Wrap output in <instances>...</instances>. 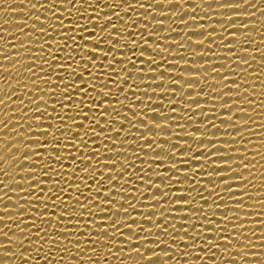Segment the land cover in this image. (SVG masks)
<instances>
[{"label":"bare ground","instance_id":"bare-ground-1","mask_svg":"<svg viewBox=\"0 0 264 264\" xmlns=\"http://www.w3.org/2000/svg\"><path fill=\"white\" fill-rule=\"evenodd\" d=\"M53 2L54 7H48L52 0H0V100H4V103L0 104V181H3L0 183V216L4 217V220H0V229L8 233L7 236L0 235V245H3L0 247V264H264V12L261 11L264 10V0H248L247 3L245 0H160V3H156V0H72L71 4L68 0ZM141 4L144 7H140ZM241 4L243 7H225ZM149 5L151 7H148ZM235 13L243 15H234ZM228 17L233 18L230 20ZM108 18L111 20L105 21ZM159 20H162L163 24H158ZM183 20L188 23L182 24ZM77 22L79 26L87 27V31L81 33L76 26ZM113 24L116 28L112 29L110 25ZM221 24L224 25L223 28ZM245 24L248 25L247 28L241 27ZM41 28H46L47 32H40ZM66 31L68 32L65 33ZM93 31L95 36H88V32ZM117 32L124 37L121 41L117 38ZM148 32L154 36H148ZM209 32L211 37H203ZM232 32H235V37L229 35ZM81 35L93 43L85 45L80 41ZM66 36H75L81 48L74 52L73 49L77 45ZM188 37H192V40ZM106 39H111L110 43L116 49L114 52L107 51L110 46ZM132 39L141 41V44L143 40L148 39L147 45L143 48L135 47ZM198 40H203L204 43L196 44L194 41ZM117 42L120 43L117 45ZM176 42L179 44H173ZM96 43H99L98 49L95 48ZM156 44L160 45L159 49H156ZM93 50L97 54L92 55H97L98 58L89 63L88 70H85V60ZM141 50L145 51L144 57H139ZM105 54L108 55L105 58L108 60L103 59ZM153 55L155 60L160 61L161 67L150 71L149 65H157L151 62L142 65L139 60H147ZM68 57H71V61L66 59ZM161 57L165 59L161 60ZM113 58L117 61L116 71H119L120 75L110 77L111 69L108 65L114 62ZM240 58L248 60V64H243L242 61L239 64L237 61ZM130 60H135L136 64L129 63ZM168 61L178 64H169L168 66L173 68L167 69ZM202 65L203 68H199ZM61 67L67 71H60ZM125 67L128 72L133 73L130 80L132 86L137 87L135 93L128 85L123 84V80L129 78L121 71ZM140 67H143V74L137 71ZM28 68L32 71L28 72ZM41 68H44L43 72H40ZM213 68H217L215 72ZM165 69L169 73L165 72V76L160 77L159 72ZM45 73L48 76H45ZM70 73L74 74L70 76ZM79 75L84 79H77ZM97 75H102V80L95 79ZM58 76H63L64 79L57 80ZM189 77L194 78L188 79ZM177 79L180 80V85L171 84L172 80ZM72 81L77 85L88 83L89 88L95 85L98 90L102 85L105 87V93L111 92V97L106 98L103 107H114V110L107 109L112 113L109 114V120L112 116H118V121L114 119L113 125L108 126L101 116L89 112L86 105L80 104L81 99L87 102L89 97L98 100L100 97L97 92L90 91L89 96L82 97L81 93L70 87L69 91L73 92L75 103L69 105L73 112L68 115H76L77 118L73 121L65 116L72 129L59 141V155L63 159L62 163L57 164L50 159L57 155L52 152V147L55 146L53 136H60L58 128L61 125L57 112L61 115L66 112L57 100H63L61 89L64 84ZM161 81L164 82L162 85L157 84ZM129 82L125 81V84ZM188 83L195 84L194 88L189 89ZM161 86L164 88H155ZM121 87L124 88L123 92L119 91ZM168 87L175 88V93H163L168 91ZM145 90L147 92H144ZM241 92L243 95L239 96ZM133 95L142 100H137ZM38 97L42 98L39 104L36 103ZM149 97L152 101L148 100ZM193 98L196 99L192 100ZM169 99L177 104H170ZM161 102L163 105L159 104ZM141 104L160 107L158 111L167 113V116H154L155 112H148ZM130 105H135V109L129 110ZM229 105L231 108H228ZM37 107L45 112H35ZM92 107L95 109L99 105L94 104ZM172 108H176L175 112H171ZM128 111L133 114L140 113L141 116L146 114L149 126L153 123L151 118L161 120L174 116V121H157L171 124V128L153 127L148 129L151 132H147L145 125H139L141 129L135 127L136 124L146 121L142 118L133 121L132 113ZM85 114L89 119L83 118ZM37 115L45 117L37 119ZM93 119L101 126L108 127L105 129L94 125L98 128L96 131L99 137L84 135L91 127ZM126 121V125L121 124ZM80 124L84 127H79ZM129 126V133L127 129H121ZM112 127L128 135L122 137L121 133L114 132ZM45 129L52 135L39 136V132ZM76 132H79L80 136H76ZM140 133L147 134L150 138L154 136L155 142L152 139H140L137 136ZM106 135L109 139H104ZM68 137L73 138L72 143L68 142ZM34 139L41 141V144H35L39 141ZM132 139L138 143L133 144L135 141ZM45 140L49 141L47 145H43ZM121 140L128 142L121 143ZM145 143H152L153 149H148ZM156 143L163 144L164 149H157ZM143 144L144 149L140 151ZM171 144L179 148L172 149ZM211 144H215L216 148ZM104 145H107L108 151ZM41 146L48 149L41 153L43 160L37 156H32L29 161L24 160V156L32 155L29 148L39 152L41 149L37 148ZM94 148H99V155L92 157V164L97 170L93 171L92 167L84 170L88 155H92L90 152ZM168 151L175 152L176 155H171L170 158L155 156L167 154ZM195 155L203 156L198 157L200 161H195ZM73 156L78 159L72 161ZM81 158L84 164L80 162ZM161 158L165 162L152 161ZM49 162L57 172L63 173L61 186L72 185L60 193V199L55 201L57 207L54 211L52 202L48 201L51 194L49 189L54 188L52 180L43 181L48 185L43 193L36 192L35 188L39 186H34L31 192H27L28 181L40 179L44 174L41 165H47ZM113 162L116 165L110 164ZM105 163H109L106 167L113 169L104 168ZM174 163L179 171L170 167ZM128 164H133L135 168L131 177L128 172L120 173L124 167L126 171L132 170L125 166ZM156 164L163 165L157 168ZM243 165H247V169H244ZM109 172L114 177H119L118 180L112 181V186L107 185ZM136 172L143 176L145 182L136 180ZM100 173L106 182H101V190L109 197L96 196L98 185L93 184L90 177H99ZM146 173L151 175V181L147 180L149 176ZM157 173L165 177L172 175L181 182L173 181L170 184L166 180L160 181ZM52 176L53 180L60 179L55 173H52ZM193 180L196 181L195 186ZM73 181L76 183L73 184ZM125 181L130 184H125ZM85 183L91 188L90 193ZM147 183L159 185L163 191H172L164 201H155L152 198L153 192L158 195L162 190L148 189L147 187L151 186ZM124 188L127 189L126 192ZM213 189L215 190L212 191ZM85 194L101 202L100 207L89 205V210L93 212L91 216L88 210L83 211L76 206L75 198L79 197L83 203ZM35 195H44L41 200L48 203V212L44 214L52 220L48 223H55L57 216L63 214L61 201L73 206L72 211L68 213L73 216L61 219L72 220L71 223H75L76 219L80 220V225L67 224L69 221L66 220L67 225L63 226L73 229V232L60 233L66 239L57 241L50 249H47L48 245L44 240L40 245H36L34 241L37 237L22 231L29 227L32 232L38 230L26 223L30 219L33 206L24 205L27 199L35 200ZM179 196H186L188 199L178 200ZM104 198L113 199L109 209L113 215L111 217L104 216L100 211L101 207H109L104 205ZM129 202L135 204L136 208H128L129 213L117 211L120 207H129ZM189 203L192 205L177 206ZM37 207L44 212L43 204ZM162 214L170 216L166 227L172 237L183 235V227L189 228L188 235L201 228L204 232H200L191 241H173L152 225L163 220H157ZM77 215L81 217H75ZM127 215L137 218L135 221H127L132 224L133 229H137L135 224H143L145 228H153V232L127 228L123 231L147 239L142 242L119 244L125 238L117 233L116 237L109 236V239L117 240L116 246L105 243L108 237L101 236L98 241L93 240L97 235H108L97 232L101 221H104L107 227L112 219L121 216L120 221H124L128 219L125 217ZM148 215L153 216V222L143 220ZM13 216H18L19 219H9ZM205 219L214 220L215 225L224 230L220 231L214 225H207L208 221H204ZM89 220H92V226L87 223ZM39 222L36 220V223ZM171 224L181 231L173 230ZM240 224H243V228L233 227ZM59 227L60 225L54 224L49 230L55 231ZM119 227L121 226L117 225V228ZM87 231L92 232V237H88L91 243L84 239ZM13 236L19 239L13 240ZM41 236H44V233H41ZM157 236L168 240V244H160L158 248L146 247L148 244H158ZM223 236H227L232 243L221 239ZM209 240H215L220 247L208 244ZM173 242L177 244L176 249L171 247ZM76 244L81 247H75ZM193 244L199 246L193 248ZM205 244L207 247L203 246ZM137 247L142 252H131L132 248ZM17 248L19 252L16 251ZM36 248L40 251H34ZM93 248L97 250L95 254L92 252ZM240 249H243V252ZM152 252H168L170 255H159L151 261L144 259ZM244 252L248 255H244ZM21 253H24V256ZM49 253L51 254L48 255ZM45 255H48L47 261L42 259Z\"/></svg>","mask_w":264,"mask_h":264},{"label":"snow or ice","instance_id":"snow-or-ice-1","mask_svg":"<svg viewBox=\"0 0 264 264\" xmlns=\"http://www.w3.org/2000/svg\"><path fill=\"white\" fill-rule=\"evenodd\" d=\"M169 2H171V0H169ZM247 2H248V0H245V3H247ZM68 3L71 4L72 3V0H68ZM156 3H160V0H156ZM54 5L55 4H54V2L52 0V3H50L48 5V7H54ZM229 6L230 7H243L242 4L241 5H225V7H229ZM41 7H44V5H41ZM140 7H144V5L141 4ZM148 7H151V5H149ZM253 7H255V5H253ZM261 11L264 12V10H261ZM69 15H71V13H69ZM234 15H243V14H241V13H235ZM249 15H254V14H250L249 13ZM232 18L233 17H228V19H230V20ZM144 19L147 20V18H145V17H144ZM151 19H152V17H151ZM191 19H195V17H191ZM109 20H111V18H108L105 21H109ZM161 21L162 20H159L158 21V24H163ZM182 22H183L182 24H187L188 23L187 20H183ZM76 26L79 28V31L81 33L87 31V27H85V26H83V27L79 26L78 22H77ZM110 26L112 27V29L113 28H116L114 24L113 25H110ZM220 26H221V28L224 27L223 24H221ZM230 27H232V25H230ZM241 27L247 28L248 25L245 24V25H242ZM144 28H147V27H144ZM201 29H203V28H201ZM39 31L40 32H47V29L46 28H41ZM68 31H71V29H68ZM68 31H66L65 33H67ZM117 33L119 34L117 38H118L119 41H121L124 37L121 35V33H119V32H117ZM234 33L235 32H232L229 35L231 37H235L233 35ZM88 36H95L94 31L93 32H88ZM148 36H154V35L152 33L148 32ZM211 36H212L211 35V32H209L206 35H204L203 37H206L208 39ZM66 38L67 39L70 38L72 40V42L77 45V47L73 49L74 52L75 51H78L81 48V44L78 41H76L75 36H71V37H67L66 36ZM191 38L192 37H188L189 40H192ZM147 40L148 39L143 40V43L141 44V41H137L135 39H132V44L135 47L139 46L140 48H143L145 45H147ZM80 41H83L85 45L86 44L93 43V41H91V40H86L83 35L80 36ZM105 41L106 42H109V46H110V49L107 50V51L108 52H114V50H116V49H115V46L111 45V43H110L111 39H106ZM194 42L196 44H203L204 43L203 40H198V41H194ZM119 43L120 42H117L116 44L118 45ZM173 44H179V42H176V43H173ZM229 45H231V44H229ZM135 47H133V48H135ZM159 47H160V45L159 44H156V49H159ZM181 47H185V45H181ZM95 48H97V49L99 48V43H96L95 44ZM226 48L232 49L233 47H226ZM129 51H131L130 48H129ZM143 52H145V51L144 50H141V52L139 54V57H144ZM133 53L135 54V52H133ZM92 54H97V53H96L95 50H93V51H91V52L88 53V58L85 60V63H84L85 70H88L87 65L89 63H91L93 60H95V59L98 58L97 55L94 57ZM107 57H108V55L105 54L104 57H103V59L104 60H108V59H105ZM173 57H176V56H173ZM8 58L9 59H12V57H8ZM254 58L255 57H253V59ZM66 59L69 60V61H71V57H68ZM81 59H84V58L81 57ZM163 59H165V57H161V60H163ZM56 61H58V60H56ZM113 61H114L113 63H111V64L108 65V68L111 69V72L109 73L110 77L113 76V75H115V76H119L120 75V72L119 71H116L117 61L115 60V58H113ZM120 61L123 63L122 60H120ZM139 61H140V63L142 65L143 64H146L148 62H151V64L157 65V67H152V66L149 65L148 67H149L150 71H155L156 69H160V67H161L160 61L155 60L154 55L148 57L147 60L142 59V60H139ZM241 61L243 62V64H248V60L241 59V58L237 62L240 64ZM45 63H47V60L45 61ZM129 63H131V64L134 65V64H136V61L135 60H130ZM55 64H58V63H55ZM68 64H69V66L71 65V63H68ZM169 64H178V63H169V61H168L166 63L167 69L173 68V67L168 66ZM101 67L103 68V65ZM133 68H136V67H133ZM199 68H203V65L201 67H199ZM167 69L160 71L159 72V76L160 77H164L165 75L163 73L168 72ZM216 69L217 68H213L212 69L213 72H215ZM43 70H44V68H41L40 69V72H43ZM27 71L28 72H31L32 69L31 68H28ZM60 71H62V72L63 71H67V69L64 68V67H61L60 68ZM121 71L125 72L127 74V76L129 77L128 79H124L123 80V84L124 85H128L129 88H130V90L133 93L137 92L136 91V88L137 87L132 86L131 80H130V77L133 75V73L128 72V69L126 67L123 68V69H121ZM137 71L139 72V74H143L144 73L143 72V67H140L139 69H137ZM52 74H54V73H51V75ZM72 74H74V73H70L69 75L71 76ZM181 75L183 76V74H181ZM45 76H48V74L45 73ZM205 77H207V75H205ZM141 78H142V76H141ZM191 78H194V77H189L188 79H191ZM63 79H64L63 76H58L57 77V80H63ZM77 79L83 80L84 77L82 75H79V76H77ZM95 79L102 80V75H97L95 77ZM155 79H157V77H155ZM125 81H130V82L127 83V84H125ZM179 81H180L179 79L172 80L171 84L180 85ZM45 82L47 83L48 81H45ZM116 83H117V81H116ZM118 83H119V81H118ZM163 83L164 82L161 81V82H159L157 84H161L162 85ZM188 85H189V89H192V88H194L193 85H195V84L188 83ZM70 87L73 88V89H75V91L81 93V96L82 97L89 96V92L90 91L91 92H97L98 93V96L100 97L98 100L95 97H89V100L87 102L84 99H81L80 100V104L86 105L89 112H95L97 116H101L105 120V122L107 123L108 126L109 125H113L114 119L116 121H118L116 119V117H118V116H116L114 118L112 116V118L109 120V114H112V113H111V111H108L107 109H113L114 110V107H112V106L103 107L105 100H107L106 98H110L111 97V92L105 93L103 91V89L105 87H103L101 85L100 89L98 90L95 85H92L91 88H89L88 83H84V84H81V85H77L74 81H72L71 83L64 84V86H63V88L61 89V92H60V95L63 97V100H57V102L60 103V106H61L62 109H66V112L64 113V115H61L59 112H57V117L59 118L60 125H61V127L58 128V131L60 132V136H53V140L55 141V146L52 147V152L53 153H56L57 155L52 156L50 158L51 161H55V163H57V164L62 163V159H63L59 155V153L61 152V148L59 147V145L61 143H59V141H61V137L62 136H65L66 133L69 132V131H71V129H72V126L67 124V120H65V116H67V119L68 120H73V121H75L76 118H77L76 115H68V113H72L73 112V109L71 107H69V105L75 103V101L73 99V92L72 91H69V88ZM155 88H164V87L161 86V87H155ZM174 89L175 88H169L168 87V91H165L163 93H169V92L175 93V91H173ZM237 89L239 90V85L237 86ZM119 91L120 92H123L124 91V88L121 87L119 89ZM144 92H147V91L145 90ZM229 92H231V91H229ZM237 92H239V91H237ZM153 93H156V92L153 91ZM52 95L55 96V93H53ZM241 95H243L242 92L240 93L239 96H241ZM133 96L134 97H137V100H142V99L139 98V96H136V95H133ZM9 99H11V97H9ZM125 99H127V96H125ZM195 99L196 98H193L192 100H195ZM148 100L149 101H152L151 100V97H149ZM40 101H42V98L38 97L36 103L39 104ZM169 102H170V104H177V103H173L171 99H169ZM3 103H4V100H0V104H3ZM248 103H251V101H248ZM94 104H98L99 107L93 109L92 105H94ZM159 104L163 105L162 102L159 103ZM141 105H144V108H147L148 112L149 111L155 112V115L154 116H164V117L167 116V113L158 111L159 109H161L160 107H151V106L145 105V104H141ZM197 105H199V104H197ZM228 108H231V105H229ZM101 109H103V111H101ZM128 109L129 110L135 109V105L128 106ZM77 110H79V108H77ZM77 110H76L77 115H79V111H77ZM170 110H171V112H175L176 108H172ZM53 111L54 112L57 111L55 109V107H53ZM35 112H45V111H42V110H40V107H37ZM128 112H131L132 113V111H128ZM35 117L37 119H39V118L45 117V116H43V115H37ZM173 117H171V118H165V119H161V120H157V119L151 118L152 121H153V123L150 126H149V121H148V118H147V115L146 114L144 116H141L140 113H135V114L132 113L131 119L133 121H136V120L142 118L144 121H146V123H143V124L138 123V124L135 125V127L140 128L139 125H145V126H147V132H151L148 129L153 128V127L156 128V129H163L165 127L171 128V124L157 123V121H166V120H172V121H174ZM83 118L85 120L89 119V117L87 116V114H85ZM189 119L191 120V117H189ZM0 123H2V121H0ZM119 123H120V121H119ZM121 124H125L126 125L127 124V121H126V123H121ZM64 125H67V127H63ZM94 125H99L100 128H105V129L108 128V127L101 126L96 119H93L91 121V127H89L88 130L84 133L85 136L92 135V136L99 137V134L96 131V129H98V128L97 127H94ZM177 126L179 127V125H177ZM49 127H55V125H49ZM79 127H84V125L83 124H80ZM62 129H64V131H61ZM111 129L114 132L121 133V136L122 137L128 135V134L127 135H124V133L122 131L115 129V127H112ZM121 129H127L128 130V133H129L130 126L129 127H126V128H121ZM39 133H40L39 136H45V137H47L49 135H52L47 129H45L44 131H41ZM137 133H139V132H137ZM75 135L76 136H80V133L79 132H76ZM137 136H139L140 139L143 138L144 141H148L149 139H152L155 142V140H156L154 136L150 138V137L147 136V134L146 135H141V133H140V135H137ZM190 136H194V135H190ZM104 139H109V137L106 135L104 137ZM34 140H36V139H34ZM132 140L135 141V143H133V144H137L138 143L137 140H135V139H132ZM36 141H39V140H36ZM68 142L69 143H72L73 142V138L72 137H68ZM122 142L125 143V144H127L128 140H126V141H122L121 140V143ZM48 143H49V141H47V140L43 141V145H47ZM112 143L113 144H116L114 141H112ZM35 144H41V141H39L38 143H35ZM101 144H103V140L101 141ZM145 144L148 145V149H150V150L153 149V144L152 143H145ZM145 144H143L141 146L140 151H143ZM211 145H213V148H216L215 147V144H211ZM104 147H105V150L108 151L107 145H104ZM155 147L157 149H164L163 148V144H161V143H156ZM171 147H172V149H178L179 148V147L173 146L172 144H171ZM64 148H65V151H67V145L66 144L64 145ZM29 149L31 150L32 155H26V156H24V160L25 161H29V159L32 156L40 157V160H43V156L41 155V153L48 150L47 147H45V146H41V147L37 148V149H41V151H39V152L36 151V149L35 150H33L31 148H29ZM9 151H11V149H9ZM90 153H92V155H88V160H87L88 163L85 164V169L84 170H87L88 167H92V170L93 171H96L97 170L96 167H94L93 164H92V157L99 155V148L92 149ZM134 155L136 156V153H134ZM171 155H176V154H175V152L168 151L167 154H163V155L156 154L155 156H157V157L165 156V157H169L170 158ZM200 156H203V155H195L193 157V159L195 161H200L198 159V157H200ZM0 159H2V158H0ZM71 159H72V161H75L76 159H78V157L73 156V157H71ZM152 161L165 162V160L163 158H161V159H153ZM80 162L82 164H84V160L82 158L80 159ZM180 162L183 163L182 161H180ZM108 164L109 163H105L103 165V167L104 168H108V169H113L111 167H106V165H108ZM110 164L111 165H116L115 162L110 163ZM160 165H163V164H156L155 166L158 168ZM183 165H187V164H183ZM125 166H127V168H130L132 170L131 171H126V167H124V170L120 171V173L125 174V172H128L129 173V177H131L132 176L131 174H132L133 170L135 169L133 167V164H128V165H125ZM41 167L44 169L43 170V173H44L43 176L40 179H31V180H29L28 181L29 187H28V191L27 192H31L32 189H34V186H39V187L35 188L36 192L37 193H43L44 190H45V188L48 187V185L46 183H43V181L52 180L53 181L54 188H50L49 189V192L51 194L48 196V201H51L52 202L53 211H54L55 208L57 207L55 201L58 200V199H60V193H63L66 188H71L72 185L71 184H65V186H63V187L61 186V178L63 176V173L57 172V170L53 167V165H52L51 162H49L47 165H41ZM170 167L179 171L178 168H175V163L173 165H171ZM243 168L244 169H247V165H243ZM166 172H167V170H166ZM29 173H35V172L34 171H29ZM52 173H55L56 177H60V179L53 180ZM6 175H8V173H6ZM146 175L149 176V178L147 180L148 181H151L152 180L150 178L151 175H148L147 173H146ZM108 176H109V178L107 179V185H110V186H112V181L113 180H118L119 179L118 176L114 177L113 175H111V172H109ZM32 177H34V176H32ZM157 177L161 178L160 181H165L166 180L170 184L173 183V181H175L176 183H180L181 182L178 178H174L172 175H168L167 177H165L164 175H161V174L157 173ZM222 177H224V176H222ZM77 179H79V178H77ZM90 179L93 181V184H97L98 185V190L96 192V196L109 197V196H105V193L101 190L103 188L101 186V182L102 181L105 182V180L103 178V174L100 173L99 177L92 176V177H90ZM136 180H140V181H144L145 182L143 176H141L139 172H136ZM224 180H226V179H224ZM224 180H222V181H224ZM33 181H35V183H33ZM129 181H131L132 183H135V181H132L130 179H129ZM129 181H125V184H130ZM0 183H3V181H0ZM72 183L74 184V183H76V181H73ZM195 184H196V181L193 180V185L195 186ZM42 185L44 187H41ZM147 185H150L151 186L150 188L147 187L148 189H153V188L154 189H161L159 187V185H156L154 183H147ZM85 187L88 188L89 193H90L91 192V188L87 185V183H85ZM109 188H111V187H109ZM192 189L194 191V187ZM214 190L215 189H213L212 191H214ZM12 191H14V189H12ZM126 191H127V189L124 188V192H126ZM170 191H172V189H169V191H163L162 190L158 195L154 191L153 194H152V198L155 201H164L165 200V197H168ZM212 191H210V192H212ZM81 192H83V191L81 190ZM35 196H36V199L35 200H29V199H27V203L24 204V205L31 204L33 206L31 208V216H30V219L28 221H26V223L31 224L33 227H36L38 230L36 232H32V228L29 227L26 230L25 229H22V231H27V233L29 234V236H32V235L36 236L37 239L34 241V243L36 245H40L41 244V241L44 240L45 241V244L48 245V248L47 249H50L52 247V245L55 244L57 241H61L62 242V241H64L66 239V237L60 235V233H71V232H73V229H69L68 227H65L63 225H67V224L80 225V223H79L80 220L79 219H76L75 220L76 221L75 223H71L72 220H69V219H63L62 220L61 217L67 218V217L73 216V215H68V213L72 211V207L73 206L68 205L65 201H61L60 207H61V211H62L63 214L57 216V218L55 220V223H48V222L52 221L51 219L47 218L44 215L45 213L48 212V203L46 201L41 200V197H43L44 195H35ZM88 197H91V199H88ZM179 197L180 198H178V200H187L188 199V197L186 198V196H179ZM75 199H76V206H78L79 208H82L83 211L88 210L89 216H91L93 214V212L91 210H89V205L90 204H94L96 207H100V204H101L100 200H94V198L91 195H89V194H85L84 195V201L85 202H83V203L80 202L81 200L79 199V197H76ZM201 199H204V197H201ZM33 201H36V203H33ZM40 204H43L44 212H41L40 207H37V205H40ZM112 204H113V199H105V204L104 205H107L109 207H101L100 208V211L104 214V216H107V217L113 216V215L110 214V211H109V209H111V207H112ZM24 205H19V207L26 208V207H24ZM188 205H192V204L189 203L187 205H177V206H188ZM128 208H136V206H135V204H132L131 202H129V207H120V209H117V211H123L124 213H129L128 212ZM28 212H29V209H28ZM37 213H39L38 216L36 215ZM205 216H207V214H205ZM75 217H81V216L77 215ZM125 217H128V219L127 220H124V221H120L119 218L112 219L111 220V223L107 227H105V222L104 221H101V224H100L101 226L99 228H97V232L98 233H108V235H102V234L101 235H97V236L93 237V240L98 241L101 236L108 237V240L105 243L106 244H111L113 246H116V245H118L117 244V240L116 239H109V236L116 237L117 236V233H119L120 236H123L125 238L123 241H120L119 240L120 241L119 244H123L125 242H129V243H131V242H137V241L142 242L145 239H147V237H135L132 234H127V233H125L123 231V229H125V228L130 229V230H133V231H139V230L143 229L144 231H146L148 233H152L153 232V228H151V227L145 228L143 224H135V225H137V229H133L131 227L132 224L127 223V221L128 220L135 221L137 218L132 217L131 215H127ZM152 217H153L152 215H148V216H145L143 218V220L144 221H147V222H153ZM169 217L170 216H163V214H162L161 217H158L157 218V220H161V218H163V220H161L160 223H152V225L154 224V227H155L156 230H161L163 234L168 235L169 238L171 240H173V241H176V240L191 241L193 238H195L196 236H198L200 234V232H204L203 229L201 228L198 231H193L191 235H188L189 228L188 227H183L182 228V231L184 233L183 235H178L177 237H172L171 236V233H169V231H168V227H166V224H168V221L170 220ZM9 219L15 220V219H19V217L18 216H13V217H9ZM0 220H4V217L3 216H0ZM36 220H39L40 222L39 223H36ZM66 220L69 221V223L65 224V221ZM183 220L184 221H187L186 219H183ZM90 221H92V220H89L87 223L92 226V224L90 223ZM204 221H208L207 225H214L216 227V229H219L220 231H223L224 230L220 226L215 225V221L214 220L205 219ZM24 222L25 221H22V223H24ZM182 223L185 224V225H187L184 222H182ZM54 224H58V225H60V227L59 228H56L55 231H50L49 229L53 228ZM117 225H120L121 227L117 228ZM170 227L173 230H175V231H181V230H177L176 229V226L174 224H171ZM233 227L243 228V224H240L239 226L233 225ZM109 229H112V230L109 231ZM41 233H44V236H41ZM0 235L7 236L8 233L7 232H4L2 229H0ZM45 237H47L46 240H45ZM57 237H61L62 239H58ZM88 237H92V232L91 231H87V234H86V236L84 238L85 241H87V243H91L92 241L91 240H88ZM185 237H187V239H185ZM12 239L13 240H16V239H19V238L13 236ZM77 239H79V238H77ZM156 239L159 241L158 244H156V245L148 244V245H146V247H156V248H158L160 244H168V242H169L168 240L162 239L160 236H157ZM221 239H223L225 241H228L229 243H232L231 241L228 240V237L227 236H223V237H221ZM249 243H251V242H249ZM208 244H212L216 248H219L220 247V245L218 243H216L215 240H209L208 241ZM198 246L199 245H196V244H193L192 245L193 248H196ZM203 246L204 247H207V244H205ZM0 247H3V245H0ZM75 247L80 248L81 245L80 244H76ZM171 247L173 249H176L177 248V244L175 242H173L171 244ZM16 251L19 252L20 251L19 248H17ZM34 251L39 252L40 249L39 248H36V249H34ZM96 251L97 250L95 248L92 249L93 254H95ZM109 251H111V249H109ZM240 251L243 252V249H240ZM131 252L140 253L142 251H141L140 248L137 247V248H132L131 249ZM50 254L51 253H49L48 255H50ZM243 254L244 255H248V253H246V252H244ZM21 255L24 256V253H21ZM48 255L43 256L42 259L44 261H47L48 260ZM159 255L169 256L170 253H168V252H163V253H160V252H152L148 256L144 257V259H146L148 261H151L153 259V257L159 256ZM185 255H190V253H185ZM241 258L243 259V256H241ZM136 264H139V262H136ZM178 264H179V262H178Z\"/></svg>","mask_w":264,"mask_h":264}]
</instances>
